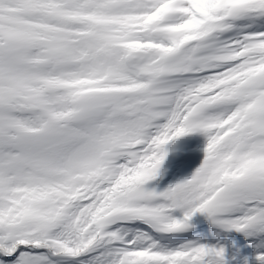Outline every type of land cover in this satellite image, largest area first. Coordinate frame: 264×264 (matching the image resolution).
<instances>
[{
  "label": "snow or ice",
  "instance_id": "6c2138e0",
  "mask_svg": "<svg viewBox=\"0 0 264 264\" xmlns=\"http://www.w3.org/2000/svg\"><path fill=\"white\" fill-rule=\"evenodd\" d=\"M233 262L264 264V0H0V264Z\"/></svg>",
  "mask_w": 264,
  "mask_h": 264
},
{
  "label": "rangeland",
  "instance_id": "374dc122",
  "mask_svg": "<svg viewBox=\"0 0 264 264\" xmlns=\"http://www.w3.org/2000/svg\"><path fill=\"white\" fill-rule=\"evenodd\" d=\"M176 140V139H175ZM174 140V141H175ZM174 141H171L172 143ZM204 145V137L203 135L199 133H192V134H187V142L186 144L180 149L181 155L179 156L178 159L174 161H170L167 163H164L163 168L165 169L162 177L158 178L159 186L163 188L164 186L167 185V182L163 181L164 176L169 178V176H172L173 181L176 179H179L181 177H184L180 175V169L183 171L185 169V166L187 165V162L189 159H193L191 162V168H196L203 157V152H202V146ZM199 150V151H198ZM189 157V159H187ZM189 175V173H187ZM186 175V176H187ZM153 183H156L154 181ZM197 229L201 231H206L209 227L208 223L206 220H202L200 224H196ZM232 243L229 244V249L230 253L234 250L231 249V247L236 246L235 250L240 251L244 255H250L246 249L250 247L249 242L239 233H234L232 234V237L230 238ZM234 264V262H233Z\"/></svg>",
  "mask_w": 264,
  "mask_h": 264
},
{
  "label": "bare ground",
  "instance_id": "6f19581e",
  "mask_svg": "<svg viewBox=\"0 0 264 264\" xmlns=\"http://www.w3.org/2000/svg\"><path fill=\"white\" fill-rule=\"evenodd\" d=\"M203 147V146H202ZM201 147V148H202ZM199 151V150H198ZM167 158H169V157H167ZM193 161V159H189L188 160V162H187V165L185 166V169L182 171L181 169H180V175H182V176H186L187 175V173H191L193 170H194V168H191L190 166H191V162ZM163 181L164 182H167V184L168 183H170V182H172L173 181V179H172V176H169V178L168 177H166V175L164 176V178H163ZM204 218L203 217H198V218H196V224H200L201 222H202V220H203ZM230 247V246H229ZM231 249H236V246H234V247H231Z\"/></svg>",
  "mask_w": 264,
  "mask_h": 264
}]
</instances>
